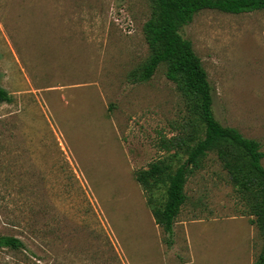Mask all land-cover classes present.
Here are the masks:
<instances>
[{
  "label": "rangeland",
  "instance_id": "1",
  "mask_svg": "<svg viewBox=\"0 0 264 264\" xmlns=\"http://www.w3.org/2000/svg\"><path fill=\"white\" fill-rule=\"evenodd\" d=\"M150 13V0H0V84L13 97L0 103V234L29 250L0 248V264L257 259L254 216L213 151L187 178L171 245L155 223L138 171L183 161L197 118L165 64L138 79ZM180 33L216 118L264 152V10H202Z\"/></svg>",
  "mask_w": 264,
  "mask_h": 264
},
{
  "label": "trees",
  "instance_id": "2",
  "mask_svg": "<svg viewBox=\"0 0 264 264\" xmlns=\"http://www.w3.org/2000/svg\"><path fill=\"white\" fill-rule=\"evenodd\" d=\"M151 13L143 24V32L150 55L138 79L146 81L160 64L166 66V76L172 80L190 114L192 134L183 140L186 158L177 165L170 159L159 158L149 168L139 170L137 181L147 194V202L155 223L167 235L171 245L173 225L186 201L185 183L190 174L201 168L209 152H215L248 214L258 229L263 247L254 264H264V166L259 141L245 137L238 129L219 122L213 111L212 87L202 62L189 39L180 28L189 25L195 14L202 10H219L227 13H243L264 10V0H150ZM13 100L0 84V103ZM203 129L202 135L198 132ZM162 190V192H160ZM0 248L12 251H29L17 236L0 234Z\"/></svg>",
  "mask_w": 264,
  "mask_h": 264
}]
</instances>
